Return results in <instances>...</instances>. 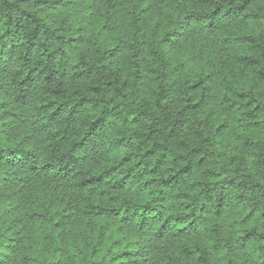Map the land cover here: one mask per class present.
Segmentation results:
<instances>
[{
    "label": "clouds",
    "instance_id": "clouds-1",
    "mask_svg": "<svg viewBox=\"0 0 264 264\" xmlns=\"http://www.w3.org/2000/svg\"><path fill=\"white\" fill-rule=\"evenodd\" d=\"M0 264H264V0H0Z\"/></svg>",
    "mask_w": 264,
    "mask_h": 264
}]
</instances>
